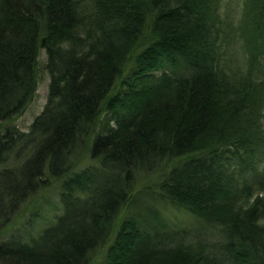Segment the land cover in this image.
I'll return each mask as SVG.
<instances>
[{"label": "trees", "instance_id": "obj_1", "mask_svg": "<svg viewBox=\"0 0 264 264\" xmlns=\"http://www.w3.org/2000/svg\"><path fill=\"white\" fill-rule=\"evenodd\" d=\"M221 3L0 0V233L66 177L60 211L0 243L1 263L264 264V174H246L264 156V0H241L237 24ZM231 31L243 72L225 68ZM41 49L46 102L21 131ZM161 203L197 225H168Z\"/></svg>", "mask_w": 264, "mask_h": 264}, {"label": "rangeland", "instance_id": "obj_2", "mask_svg": "<svg viewBox=\"0 0 264 264\" xmlns=\"http://www.w3.org/2000/svg\"><path fill=\"white\" fill-rule=\"evenodd\" d=\"M240 6L241 0H222L220 4V13L228 18L230 23L237 24L241 9ZM235 34L238 35L237 32H235ZM230 35V42L228 47H226L227 62L225 68L228 72L233 70L243 72L248 67L246 64L247 55L245 50H243V42L239 37L234 35L233 31L230 32ZM45 59V51L41 49L37 62V89L35 95L24 111L9 123L21 131H26L28 129L32 120L40 113L46 102L49 77L45 69ZM90 164L91 161L88 154H84L73 171L83 169ZM72 173L73 172L68 174L67 178L70 177ZM246 174H255V178L261 177L264 174V156H258L257 154L252 159L250 166H246ZM65 178L58 179L52 185L45 188L42 187L36 193L30 195L21 205L19 213H15L11 219H9L7 226L4 228L3 232L0 233V243L18 238L29 241L31 236L36 235L39 230L44 228L53 216L60 211L58 195L61 190V183ZM154 179L155 178H150L147 182L145 178L139 177L134 184V190L140 191L141 193H143L141 189L143 190L144 188L154 190L155 187L151 184ZM251 186L253 188L251 200L257 196L264 198V187L261 188L257 186L256 181L253 182ZM159 214L161 219L170 226H193L198 223L195 215L184 209L171 207L166 203H161ZM32 221H34L33 224ZM105 249L106 246H103L99 252L103 255ZM0 264L4 263L0 262Z\"/></svg>", "mask_w": 264, "mask_h": 264}]
</instances>
